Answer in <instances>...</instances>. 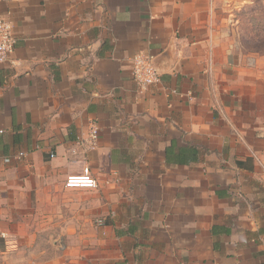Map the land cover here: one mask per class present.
Segmentation results:
<instances>
[{
  "label": "crops",
  "instance_id": "0c3cea01",
  "mask_svg": "<svg viewBox=\"0 0 264 264\" xmlns=\"http://www.w3.org/2000/svg\"><path fill=\"white\" fill-rule=\"evenodd\" d=\"M242 2L0 0L17 38L0 64V264L56 245L62 195L87 213L94 198L105 225L84 258L40 264H264V55L238 32ZM138 54L162 76L146 90ZM86 167L98 187L66 188Z\"/></svg>",
  "mask_w": 264,
  "mask_h": 264
},
{
  "label": "rangeland",
  "instance_id": "374dc122",
  "mask_svg": "<svg viewBox=\"0 0 264 264\" xmlns=\"http://www.w3.org/2000/svg\"><path fill=\"white\" fill-rule=\"evenodd\" d=\"M238 7H240L237 11V18L240 21L238 32L241 37H246L243 39L244 46L254 53L264 55V0H243ZM63 196L59 209L60 217L57 221L46 222L50 230L52 225H57L54 231L55 233L59 231L60 235L55 234L56 245L45 243L44 247L48 252H30L23 255L24 258L21 260L18 258L16 260L18 262L14 264H21L20 261L24 260L29 264H40L43 261L48 263L53 261L71 262L74 258L76 261H79L80 257L84 258L85 249H88L85 248V239L93 235L96 236L95 232L99 227L100 218L97 216L99 206L92 198L87 213L84 210L83 198L79 199L76 196L71 201L72 197ZM93 249H96L95 255L99 258V245L93 243Z\"/></svg>",
  "mask_w": 264,
  "mask_h": 264
},
{
  "label": "built area",
  "instance_id": "2783aa9c",
  "mask_svg": "<svg viewBox=\"0 0 264 264\" xmlns=\"http://www.w3.org/2000/svg\"><path fill=\"white\" fill-rule=\"evenodd\" d=\"M17 38L12 22L0 13V64L15 65L13 55L16 50ZM133 78L141 90H146L151 86L161 82V73L156 65L154 56L138 54L133 58ZM100 138V129L96 122H91L89 137L86 140L89 148L95 150ZM26 154L21 152L17 158L22 160ZM54 157V156H52ZM5 163H10L11 159L6 158ZM65 187L69 189H96L97 180L92 176L89 167L84 168L80 175L69 176L65 181ZM99 225L104 226L105 222L99 220ZM5 238V236H2Z\"/></svg>",
  "mask_w": 264,
  "mask_h": 264
}]
</instances>
